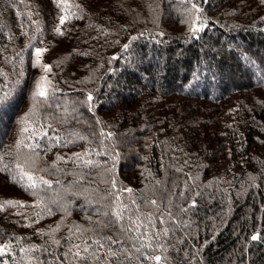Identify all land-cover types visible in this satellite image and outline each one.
<instances>
[{
    "label": "trees",
    "instance_id": "1",
    "mask_svg": "<svg viewBox=\"0 0 264 264\" xmlns=\"http://www.w3.org/2000/svg\"><path fill=\"white\" fill-rule=\"evenodd\" d=\"M4 94L0 264H264V0H0Z\"/></svg>",
    "mask_w": 264,
    "mask_h": 264
},
{
    "label": "snow or ice",
    "instance_id": "2",
    "mask_svg": "<svg viewBox=\"0 0 264 264\" xmlns=\"http://www.w3.org/2000/svg\"><path fill=\"white\" fill-rule=\"evenodd\" d=\"M63 2V0H62ZM195 6V5H193ZM67 19V16H61L60 17V24L63 25L65 23ZM199 19V17H197V20ZM198 29L194 28L193 31H197ZM59 31V30H58ZM125 47H127V45H125ZM46 51V49H41V48H36L35 49V54H36V57H37V63L39 64L40 63V60L39 58L42 56L43 52ZM42 67L44 68V70L47 72V71H51V68L50 66L48 65H42ZM48 85H50V81H47L46 77H42L37 83H36V90L35 92L33 93V100L36 101L37 97H40V98H44V99H47L48 95H49V90H48ZM7 99V94H4V95H0V103H3L5 100ZM88 100L91 101L92 100V96L91 94H89L88 96ZM27 118H25L26 120ZM29 129L27 127H25L23 129L24 132H27ZM46 135V133H45ZM21 145H23L24 147H27V148H34V147H38V145H25L23 140H20L17 144H16V147L19 148ZM78 156L80 154H77ZM0 159H3V157H0ZM85 164H91L92 162L91 161H84ZM17 168H20L21 165L17 164L16 165ZM24 176L27 177V181H28V185L27 187L32 189L33 190V194L35 195L36 194V189H38L40 187V185H46L47 187H51V184L47 181V180H44L43 177H39V178H36L34 177L33 175L29 174L28 172H24L23 173ZM127 191L131 192L132 190L131 189H127ZM153 204H155L156 202L155 201H152ZM17 204H20L21 206L22 205V202H17V201H11V200H8V201H4V202H0V210L3 209V207L5 206H15ZM115 215L122 219L123 216H122V213L121 211H116L115 212ZM259 237L258 236H253L252 239L253 240H256L258 239ZM97 243L99 244V241H97ZM145 247H150V245H144ZM100 247H103L102 244H100ZM74 248H75V252L73 253V255L81 260H86L87 257L86 256H81V250H83L84 252H87V246H85L83 249H81V245L79 244H76L74 245ZM5 254V248L4 247H0V255H3ZM150 259H154L155 261L159 262L161 260V256L159 255H156V256H151L149 257Z\"/></svg>",
    "mask_w": 264,
    "mask_h": 264
},
{
    "label": "rangeland",
    "instance_id": "3",
    "mask_svg": "<svg viewBox=\"0 0 264 264\" xmlns=\"http://www.w3.org/2000/svg\"><path fill=\"white\" fill-rule=\"evenodd\" d=\"M191 9H189V11H187V17L190 18L192 16V14L190 13Z\"/></svg>",
    "mask_w": 264,
    "mask_h": 264
}]
</instances>
